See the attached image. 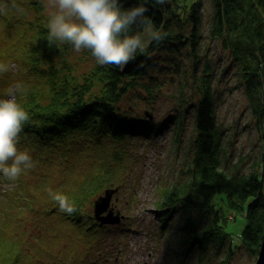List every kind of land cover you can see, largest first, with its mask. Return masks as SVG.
Listing matches in <instances>:
<instances>
[{"label": "trees", "instance_id": "16d2710c", "mask_svg": "<svg viewBox=\"0 0 264 264\" xmlns=\"http://www.w3.org/2000/svg\"><path fill=\"white\" fill-rule=\"evenodd\" d=\"M18 1L0 0V5H9L14 10V2ZM20 1L25 5V15L32 7L36 11L43 7L42 0ZM211 1L209 36L230 48L251 115L261 124L264 115V0ZM121 3L124 8L143 4L148 9L145 16L164 34L159 42L149 39L143 43V51L138 50L135 58L122 68L100 65L91 51L86 50L91 63L87 69L76 71L75 63L66 57L71 43L50 42L48 27L44 24L35 27L28 18H24L26 24L17 37L21 42L8 44L0 51V65L7 66L3 52L9 49L11 61L20 58L24 67V72L20 73L22 91L16 95L17 103L30 119L19 135L17 149L34 150L44 147L47 141L63 140L67 149L79 146L86 158L90 155L87 150H94L91 153L93 171L88 175L98 169L107 184L114 179L119 181V174L128 164L129 141L140 136L150 137L158 126L153 119L145 118V109L138 112V108L150 106L161 95L164 83L160 73L176 74L182 55H186L193 63L184 73V81L190 82L196 96L184 97L185 90L180 89L177 119L181 125L184 112L189 106L193 107L194 138L186 169L182 170L184 176L163 186L158 203L159 223L165 227L176 210L183 214L179 228L182 258L178 264H182L192 246L196 247L200 258L210 245L215 249L227 245L221 264H229L235 246L226 229L231 211L234 216L244 217L240 243L245 252L257 257L264 229V183L257 171L241 173L223 165L224 130L215 116L213 72L208 60L199 69L197 65L201 62L198 56L200 2L167 0L157 5L153 0H121ZM8 9L6 7L5 18L10 17ZM30 29L32 34L28 35ZM135 34H144L141 25L132 27L129 35ZM11 80L8 70L0 71V99L7 96L6 86L13 83ZM260 126L264 134V120ZM220 195L225 199L224 207L214 201ZM98 224L94 222L84 228L92 231V227L98 225L102 233L107 224Z\"/></svg>", "mask_w": 264, "mask_h": 264}, {"label": "rangeland", "instance_id": "374dc122", "mask_svg": "<svg viewBox=\"0 0 264 264\" xmlns=\"http://www.w3.org/2000/svg\"><path fill=\"white\" fill-rule=\"evenodd\" d=\"M190 1L193 0H186V3L190 4ZM198 1L201 9V47L198 56L201 62L197 65L199 69L208 60L213 72L215 116L224 130L223 165L226 169L241 173L257 171L264 183V134L260 126L264 115L261 124L251 115L244 85L235 73L230 48L209 36L212 1ZM42 2V8L36 11L32 7L26 15L25 5L20 0L14 2V10L7 5L10 17H4L5 11L0 15V51L8 44L18 45L21 42V38L17 37L21 27L26 24L24 18L36 24L35 27L40 24L48 27L58 9L50 6L48 0ZM17 8L23 11H17ZM30 34L32 29L28 32ZM142 36L145 44L149 38L144 34ZM182 50L184 53L185 48ZM3 53L6 56L4 64H7L13 82L6 88L9 89L10 84L23 86L20 73L24 72V67H21L20 58L12 62L8 56L9 49ZM66 57L75 63L76 71L87 69L91 63L86 50L78 53L71 47ZM192 63L186 55H182L176 74L168 76L166 71L161 72L164 83L161 95L150 106L138 108V112L150 110L152 117L149 120L153 119L158 126L150 137L140 136L129 141L128 164L119 174V181L114 179L107 184L104 182L106 180L102 181L98 169L91 176L88 175L93 171L91 153L94 150H87L90 155L86 158L79 146L67 149L68 145L63 140L47 141L44 147L34 150L18 147L30 155L32 167L22 171L15 180L0 173V264H62L63 260L72 259L76 251L71 237L76 244L87 245L96 239L84 227L93 220L90 214H93L94 200L110 186L119 187L112 196L111 206L119 210L122 217L120 223L107 224L103 226L102 233L96 232L104 253H116L118 260L114 264H178L182 258L180 251L183 243L179 228L183 214L174 211L170 222L162 228L157 213L160 212L158 203L163 186L184 176L182 170L186 169L187 159L191 155L193 107L189 106L184 112L181 125L177 114L180 110V89L185 90L184 97L195 94L189 86L190 82L184 81V73L190 70ZM15 100L17 102V95ZM57 193L67 196L73 205L80 204L75 207V213L68 215L59 209L52 198ZM214 201L219 206H225V199L221 195ZM244 223L243 216H234L231 211L228 213L226 229L235 245L229 264H252L256 259L245 252L240 243L239 234ZM76 235L83 242L77 240ZM226 247L215 249L210 245L199 258L196 247L192 246L189 255L182 259V264H221Z\"/></svg>", "mask_w": 264, "mask_h": 264}, {"label": "clouds", "instance_id": "9594fccd", "mask_svg": "<svg viewBox=\"0 0 264 264\" xmlns=\"http://www.w3.org/2000/svg\"><path fill=\"white\" fill-rule=\"evenodd\" d=\"M153 2L163 5L167 0ZM48 3L58 9L49 21V41L69 42L78 53L90 50L100 65L122 68L135 58L138 50L143 51L142 35H129L134 25H141L144 35L153 41L164 39V34L145 16L148 9L143 4L124 8L121 0H48ZM6 7L0 5V13ZM7 70V66L0 65V71ZM20 91L22 85L16 84L7 90V99H0V173L10 180L32 167L30 155L17 149L19 135L30 119L15 100ZM52 198L62 212L75 213L76 208L67 196L57 193Z\"/></svg>", "mask_w": 264, "mask_h": 264}, {"label": "flooded vegetation", "instance_id": "af4514ba", "mask_svg": "<svg viewBox=\"0 0 264 264\" xmlns=\"http://www.w3.org/2000/svg\"><path fill=\"white\" fill-rule=\"evenodd\" d=\"M75 207V206H74ZM90 217H93V221L92 223H89L87 225V227H89L90 225H92L94 222L98 224V222L96 221L95 217L93 216V214H90ZM100 226V224H98ZM96 225L94 227H92V237L96 238L93 240L92 243H89L88 245L83 243V244H76V240H74L72 237L71 239L73 240V244L72 246L75 247V251L76 253L73 254L72 259H67V260H63L62 264H114L115 262H117L118 260V256H116V253H112V254H105L103 251L104 248L102 249V245L99 243L98 239H97V231L99 229V226ZM76 239L81 240L83 242L82 239H80L81 237L79 235L75 236ZM69 242V240H68ZM108 252L110 250H107ZM71 261V262H70ZM117 264V263H116Z\"/></svg>", "mask_w": 264, "mask_h": 264}, {"label": "water", "instance_id": "95a60500", "mask_svg": "<svg viewBox=\"0 0 264 264\" xmlns=\"http://www.w3.org/2000/svg\"><path fill=\"white\" fill-rule=\"evenodd\" d=\"M144 114L147 118L152 117V112L145 109ZM264 146V145H263ZM264 156V149H263ZM118 186H110L104 190L103 194L98 195L94 200L93 216L100 223L105 224H117L121 222V215L119 216V210H116L112 205V196L117 192ZM257 257L252 264H264V229L262 234V240Z\"/></svg>", "mask_w": 264, "mask_h": 264}, {"label": "bare ground", "instance_id": "6f19581e", "mask_svg": "<svg viewBox=\"0 0 264 264\" xmlns=\"http://www.w3.org/2000/svg\"><path fill=\"white\" fill-rule=\"evenodd\" d=\"M98 221V220H97ZM99 222V221H98ZM100 223V222H99Z\"/></svg>", "mask_w": 264, "mask_h": 264}]
</instances>
